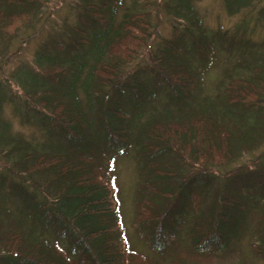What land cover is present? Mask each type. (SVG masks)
<instances>
[{
  "label": "trees",
  "instance_id": "obj_1",
  "mask_svg": "<svg viewBox=\"0 0 264 264\" xmlns=\"http://www.w3.org/2000/svg\"><path fill=\"white\" fill-rule=\"evenodd\" d=\"M48 1L0 0V214L7 218L0 220V264H132L106 163L128 150L139 178L135 225L156 253L154 264H184L175 232L187 229L195 247L219 245L247 230L257 210L250 249L264 257L262 160L233 176L208 170L264 139V118L255 112L264 103V4L257 8L264 0H222L230 16L255 12L229 38L209 34L195 9L200 0L160 3L171 34L152 41L148 61L127 74L122 66L138 50L128 40L146 46L157 20L148 25L132 8L116 19L123 0H78L74 24L52 29ZM40 21L39 36L46 27L48 34L33 63L18 50L10 56L19 30ZM251 25L261 29L260 42L243 36ZM19 54L15 71L5 72ZM217 54L238 59L226 58L216 93L199 97ZM4 104L43 140L13 132ZM10 198L14 214L5 207Z\"/></svg>",
  "mask_w": 264,
  "mask_h": 264
},
{
  "label": "rangeland",
  "instance_id": "obj_2",
  "mask_svg": "<svg viewBox=\"0 0 264 264\" xmlns=\"http://www.w3.org/2000/svg\"><path fill=\"white\" fill-rule=\"evenodd\" d=\"M165 1L166 0H123L122 7L118 8L116 19H121V16L125 10L132 8L134 9V14L140 13L146 15L145 20L147 21L148 25L153 24L156 20L160 23L155 36L152 34L147 38L146 46H137L136 48V44L130 41V39L128 40L127 46L130 47V49L133 48V51L136 49L138 50L133 59L123 64L122 68L125 74H127V72L131 71L133 68H136L138 63H146V61H148L149 52L151 53L150 44L152 41L156 42L159 41V37L168 38L170 36L172 20H170V17L162 14L158 8V5ZM76 2H78V0H49L47 3L48 6L45 10H43L44 15L47 14L49 20H52V24L54 22L53 27L51 24L49 26L52 27V29L59 28L62 24V20H66L68 24H74L77 12L72 8L75 7ZM94 2H96V0H94ZM263 4L264 2L260 3L257 8L261 7ZM195 9L202 19L203 25L208 30V32H210V35L219 32L221 34H226L228 38L234 34V31H236L235 26L240 23L239 21L241 19H249L253 14H255V12L252 14L244 12L235 16H230L224 10L222 0H200L196 2ZM41 24L42 23L40 21L37 22V25H32L27 29L24 28V26L19 30L18 37H15L14 40H11L10 42V56L13 55L16 50H18L21 55H23L22 58L20 57L23 59V61L25 60L27 63H33L32 55L35 51L34 48L37 47L38 43L41 44L48 34V28L46 27L45 31L41 34V36H39L38 27ZM182 24L183 23H180L178 27L182 28ZM30 34L33 35L29 37L30 41L26 42L25 39H27V35ZM243 36L248 37V39H251L254 42H260L263 38V33L261 32L260 28H255L254 25H251L246 30L245 34H243ZM67 40L68 37L65 35L64 41ZM120 50L121 49H119V51ZM123 53L124 54H122V57L125 59V61H127L128 59L125 57L126 52ZM19 56L20 54L17 55V57H11L8 64H4L5 72L12 74L15 71V68L19 64ZM226 58L232 62L238 59V57L230 58L224 54H217L212 68H210V71L203 76L204 82L199 97H203L205 95L211 96L216 93V87L218 86V82L222 77V70L225 66L224 60ZM157 105L158 103L154 106L157 107ZM255 112H258L257 114H262L264 118V103L262 109ZM2 117L11 123V129L13 132L23 135L25 138L34 142H41L43 140L44 137L42 136L40 129L33 125L30 126L27 124H22L19 120L21 119L20 116L14 112L10 104L3 105ZM249 118L250 116L245 118L244 121H249ZM252 120L254 121V118L251 119V121ZM261 142L262 143L256 148L245 151L238 157L234 156L230 157L229 159H224L225 165L220 167L219 171L217 168H210L208 170L220 175L228 174L229 176H233L238 172L237 170L243 166L247 169H251L258 164L259 160H262L264 164V139ZM134 155L135 152L132 150H128L124 153L110 154L106 163H112L111 175L120 203L122 223L125 228V234L129 248L135 252V260L132 262V264H154L155 259H157L156 253L145 240V236L142 237L143 233L141 235V232L135 225V214L137 210L135 192L138 189L137 185L139 178L136 157ZM227 193L229 194V192ZM153 198H150L149 201H152ZM217 206H221V204H217ZM5 207H8L12 214H14V210L18 206L17 203L11 199L6 203ZM0 209L2 210L3 208L0 206ZM201 209H203V207ZM260 214V210H257V212L251 217V221L247 227V230L243 231L239 228L237 232L232 231L233 234L226 238V240L221 242L219 245L212 243L214 248H212L210 245H206V247H195L191 241L187 240V229H183V231H177L175 233L177 236L178 233H180V240L178 245L175 247V251H177L179 256L182 257V262L184 264H264V257L253 255L250 249V240L252 239V234L256 228L259 220L258 216H260ZM10 218L13 219L14 217L10 216ZM0 220L1 223L7 222L6 216H2V214H0ZM43 238H47L48 241L50 240V242H52V239H49V235H44ZM141 258H143V260H141Z\"/></svg>",
  "mask_w": 264,
  "mask_h": 264
}]
</instances>
